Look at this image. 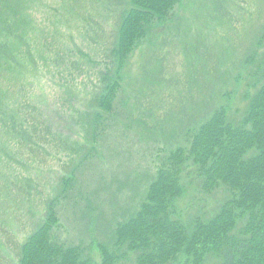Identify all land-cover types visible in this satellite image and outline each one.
<instances>
[{"label": "rangeland", "instance_id": "obj_1", "mask_svg": "<svg viewBox=\"0 0 264 264\" xmlns=\"http://www.w3.org/2000/svg\"><path fill=\"white\" fill-rule=\"evenodd\" d=\"M127 6L128 0H35L20 11L22 26L12 28L14 55L0 42V55L26 68L10 71L0 57L4 109L19 115L18 128L25 108L39 114L38 132L47 140L29 131L14 135L11 118L1 114L10 122L0 125V264L19 263L21 243L73 170L57 206L58 235L99 262L98 246L109 245L115 224L138 207L155 164L182 143L185 130L225 92L232 116L246 105L242 94L254 67L243 63L264 24V0H180L171 20L153 27L132 52L97 151L85 159L86 117L107 66L115 69L110 50ZM195 181L185 180L176 203L186 218L214 211L229 196L225 188L205 193ZM118 264L135 262L130 256Z\"/></svg>", "mask_w": 264, "mask_h": 264}, {"label": "trees", "instance_id": "obj_2", "mask_svg": "<svg viewBox=\"0 0 264 264\" xmlns=\"http://www.w3.org/2000/svg\"><path fill=\"white\" fill-rule=\"evenodd\" d=\"M33 1L0 0V42L5 51L8 49L7 56L16 50L9 36L13 27L23 24L19 13L26 12ZM179 1L128 0L129 6L123 8L110 50L115 69L106 65L109 72L103 73L101 93L94 98L97 110L90 108L93 111L86 117L85 159L97 151L98 139L107 127L104 115L113 114L123 81L121 72L132 52L153 27L171 20ZM252 46L243 63L244 68L253 65L254 70L248 71L252 83L242 94L246 103L242 113L231 115V96L225 92L206 118L185 130L182 143L155 164V174L138 207L115 224L109 245L98 246L99 262L81 245H67L58 235L57 206L71 186L73 170L62 179L60 193L48 200L44 217L21 243L18 264H118L130 256L135 264H264V24ZM6 55L0 57L10 71L26 69L23 60L12 62ZM3 89L0 84V125L9 128V119L1 116L5 113L11 118L14 135L29 131L46 142L38 132L41 118L29 108H25L23 119L17 118L24 124L16 127L19 115L4 109L1 99L6 103L7 98ZM190 177L196 178L205 193L225 188L229 196L214 211L181 216L176 203L185 194V180Z\"/></svg>", "mask_w": 264, "mask_h": 264}]
</instances>
